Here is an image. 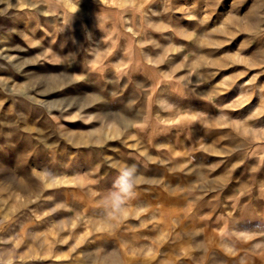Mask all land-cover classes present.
I'll return each mask as SVG.
<instances>
[{
	"label": "rangeland",
	"instance_id": "obj_1",
	"mask_svg": "<svg viewBox=\"0 0 264 264\" xmlns=\"http://www.w3.org/2000/svg\"><path fill=\"white\" fill-rule=\"evenodd\" d=\"M0 264H264V0H0Z\"/></svg>",
	"mask_w": 264,
	"mask_h": 264
}]
</instances>
